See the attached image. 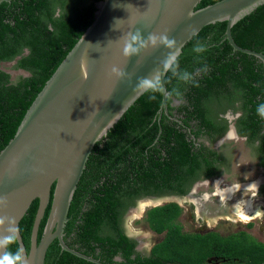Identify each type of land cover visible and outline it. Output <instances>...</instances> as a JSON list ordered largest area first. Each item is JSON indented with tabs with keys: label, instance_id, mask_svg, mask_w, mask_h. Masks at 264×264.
<instances>
[{
	"label": "trees",
	"instance_id": "16d2710c",
	"mask_svg": "<svg viewBox=\"0 0 264 264\" xmlns=\"http://www.w3.org/2000/svg\"><path fill=\"white\" fill-rule=\"evenodd\" d=\"M97 1L9 0L0 4V60L20 53V67L30 73L13 80L17 75L11 78L0 65V151L93 22ZM217 1L202 0L197 8ZM226 26V21H219L203 27L167 71L168 110L173 114L175 109L180 122L165 112L159 117L163 93L148 89L96 142L65 225L64 239L70 247L104 264H264V241L246 230L228 235L214 230L185 231L179 221L183 207L176 201L146 211L149 227L165 233L150 252L137 251L138 241L125 235V215L140 197L185 195L200 178L220 173L225 157L204 143L197 144V139L206 134L214 141L224 134L227 121L219 115L232 101L241 100L247 112L264 120L257 112L264 104L263 63L252 54L234 51L225 39ZM232 34L240 46L264 52V4L238 21ZM13 41L18 43L15 51L10 47ZM197 44L206 50L194 51ZM153 96L156 98L151 99ZM174 97L181 100L178 106L171 105ZM244 118L242 125L248 122ZM247 127H251L252 138L262 140L264 166V133L259 134L251 123ZM38 205L37 198L20 222L27 248ZM18 246V241L9 244L7 251L15 253ZM45 264L98 263L62 249L55 239Z\"/></svg>",
	"mask_w": 264,
	"mask_h": 264
},
{
	"label": "water",
	"instance_id": "95a60500",
	"mask_svg": "<svg viewBox=\"0 0 264 264\" xmlns=\"http://www.w3.org/2000/svg\"><path fill=\"white\" fill-rule=\"evenodd\" d=\"M3 1L9 0H0V4ZM201 1L96 2L93 22L47 80L16 134L0 151V198L3 199L0 217L6 218L0 236L8 235L9 227H18V243L25 249L28 264H45L47 251L55 239L62 249L104 264L66 243L65 225L71 202L96 142L148 90L139 87L142 80L159 76L164 92L158 113L159 117L163 112L168 114L170 91L165 76L169 68L165 69L164 65L170 54L179 52V56L206 25L226 21L225 39L234 51L252 54L264 62V53L240 46L232 34L233 26L263 5L264 0H219L197 8ZM165 35L175 41L173 47L160 41ZM133 36L138 39L133 41ZM150 36L157 37L155 43ZM128 43L136 51L125 55ZM252 182L256 181L238 183L239 189H247ZM233 189L236 190L235 186L228 188L227 196H222L224 200L232 198ZM37 198L39 205L27 248L20 222ZM188 198L195 199L190 194L185 196ZM157 200L158 205L172 201L168 197H152L142 202H152L147 204L151 206ZM50 202L49 215L39 237ZM261 202L264 203L263 199ZM257 209L251 206L247 212L254 215ZM7 248L8 245L0 249V253Z\"/></svg>",
	"mask_w": 264,
	"mask_h": 264
},
{
	"label": "flooded vegetation",
	"instance_id": "af4514ba",
	"mask_svg": "<svg viewBox=\"0 0 264 264\" xmlns=\"http://www.w3.org/2000/svg\"><path fill=\"white\" fill-rule=\"evenodd\" d=\"M259 52H262V51H259ZM264 53V52H262ZM260 59V58H259ZM260 61H262L260 59ZM263 63V68H264V62L262 61ZM181 103V100L177 99V98H173V101L171 102V105L172 106H178L179 104ZM168 114H169V117L171 119H175L177 121H181V119L179 117H181L180 115H178L176 113V110L174 109L173 110V114H171L168 110ZM220 118H224L226 119L227 121V130L224 132L223 135H221L220 137H218L216 140L214 141H211L206 134H202L201 137H198L197 139V144H201V143H204L210 147H212L213 149L217 150L221 155H223L225 157V164H223L221 167H220V173L219 174H216L210 178H200L199 180H197L191 187V189L189 190V192L185 195H181V194H162V195H145V196H142L140 197L139 199H137L136 203L134 205H132L128 211V212H134L136 209H138V213H139V208L140 210L142 211L143 209L141 208V205L140 203H142V201L145 199V198H161V197H168V198H171L172 201H176L179 203V200H182L185 198V196H189L192 195L193 197H197V196H202L204 198H206L205 202H203V204H201V207H204V203H208L210 204V202H214L215 205H212L210 204L211 207L213 206H217L216 207V211L215 212H220V214H224L226 212H230V208H232V203H233V200L235 201V203H238V202H242L243 199V196H246L247 197V194L250 192L248 191L247 189H239L237 190L238 192H236L235 189L232 190V198L230 201H228V206L226 207L227 209L225 210L224 208L222 209V207L227 204V200L225 203H223L221 201V199H223L222 195H221V191L222 190H225V187L224 186H227L229 189H231V187L233 186H228L230 185V181L232 180V177H234L235 174H242L244 173V169H248L249 171L252 169V171L254 170L252 168V164H246L244 167L243 165L240 163L239 165V162H246V161H241L239 160V162H237L238 160H233V158L231 157V154L232 152H230L228 154V152L230 151V147L232 146V141L231 139H229V134H232L235 138H239V140L241 142H243L244 146H247L248 147V150L250 152V156H251V160L249 162H254L255 163V167H257L256 171H257V175L256 173H251V175L257 179H259L258 181H255L258 183V186H259V193H258V196H259V199H263L264 201V189H263V186H264V166L262 164V156H261V153H262V146H263V143H262V140L260 138L258 139H254L251 137V127H247L249 126V124L251 123V125L253 127L256 128L257 132L259 134H263L264 133V120L263 119H260L259 116H255L253 115L252 113H249L246 111V109H244V104L241 100L239 99H236L234 101H232V104L229 105L226 110L224 111V113H220ZM245 117H247V120L248 122H246V125H242L240 124V121ZM259 117V119H257ZM245 119V118H244ZM243 128H246V133H242L241 132V129ZM250 129V131H249ZM193 138L196 139V137L193 135ZM234 138V139H235ZM241 147L243 148V145L241 143ZM223 162V161H222ZM235 162V163H234ZM244 168V169H243ZM243 169V170H242ZM248 170H246L247 172H249ZM236 176V175H235ZM236 178V177H234ZM240 178V177H239ZM210 181V184L211 185H208L207 183H203V181ZM220 180L222 184V187L220 188L217 187L216 188V184L214 183V181H218ZM250 181L247 180L246 181H241L240 183H249ZM226 188V189H228ZM207 190V191H206ZM243 190H247V193H245V195H241L240 193H242L241 191ZM202 192H208V194H205L204 196L202 195ZM236 192V193H235ZM197 193V194H195ZM239 193V194H237ZM200 197V198H202ZM250 199V198H249ZM224 200V199H223ZM248 201V200H247ZM245 201V202H247ZM149 204L152 203V202H149L147 201ZM146 203V204H148ZM217 204V205H216ZM234 204V203H233ZM140 205V206H139ZM146 206V205H145ZM215 209V207H214ZM134 210V211H132ZM207 212V211H206ZM233 212V211H232ZM126 213V214H127ZM136 213V212H134ZM235 213V211L233 212ZM125 218H126V215H125ZM125 221V220H124ZM126 231H127V228H126V224L124 225ZM137 241H138V244H137V251H141V250H144L146 252H148L144 246L142 245V242H141V239L140 238H135ZM150 252V251H149ZM120 258V257H119ZM117 257V259H119Z\"/></svg>",
	"mask_w": 264,
	"mask_h": 264
},
{
	"label": "rangeland",
	"instance_id": "374dc122",
	"mask_svg": "<svg viewBox=\"0 0 264 264\" xmlns=\"http://www.w3.org/2000/svg\"><path fill=\"white\" fill-rule=\"evenodd\" d=\"M17 46H18V43L15 41H13V43L10 44V47L13 51L17 50ZM27 52H28V50L26 49V53ZM19 56H21V54L16 56L15 58H17ZM12 57H14V56H12ZM19 63H20V61H19ZM2 68L4 70H6L3 65H2ZM16 68L18 69L19 72H18V75L13 80L18 78V76H20V75L27 76L30 74L29 72H27L23 68H21L20 65H18ZM3 79L6 80V77H4ZM7 79H9V78L7 77ZM231 140H233L231 143L232 146L230 147V151L228 152V154L230 152H232V154L230 153L231 157L233 158V160H238L237 162H239V160L246 161V162H239V165L241 163L243 165V167L246 164H252L251 166L254 170L252 171V169H251L249 171L248 169H246L249 171V172H247L243 168L244 173H242L241 175L235 174L236 176L234 175V177H236V178L232 177V180L230 181V185H228V186H233V185L235 186L236 184L240 183L242 180L246 181L247 178L250 182L255 181V179H256V181H258L259 179H257L256 177L254 178L251 175V173H254V172L256 173V175L258 173L256 171L257 167H255V163L249 162L251 160V156H250V152L248 150V147L244 146L243 142H241L239 140V138H235V139H231ZM241 143L243 145V148L241 147ZM204 182L207 183L208 185H211L210 181L205 180V181H203V183ZM214 183L216 184V188L219 186L221 188L222 184H223V183H221L220 180H218L217 182L214 181ZM224 187H225V189L228 188L227 186H224ZM236 192H238V191L236 190ZM241 192H242V193H240L241 195H245V193H247V190H243ZM195 194H197V193H195ZM205 194H208V192H202L203 196ZM237 194H239V193H237ZM200 197H202V196H197L195 199L194 198H188V199L184 198L182 200H179L180 205L183 207V214L180 216L179 221L183 224V228L185 231L192 232V233H195V232L204 233V232H207L209 230H214V231H219L224 235H228V234L235 232V231H238V230H246V231L250 232L253 236H255L257 239L264 241V217L252 220L250 222V223H252V225H249L250 223H240V222L234 223V222H232L231 219H229V217H233V218L236 217L235 213H233V212L235 211V208L237 207L238 203H235V201L233 200L234 204L232 203V205H231L232 208L229 209L230 212L220 214V212H218V211L215 212L217 206H213V207L210 206V204L215 205L214 202H210V204L204 203L205 204L204 207H201V204H203V202L206 201L205 199L208 197H206V198H204V197L200 198ZM243 198L248 199V200L252 199L251 200L252 201V207L258 208L257 210L264 212V203H262L261 201L258 200L259 199L258 195L253 197V194L250 191L247 194V197L243 196ZM230 200H227V202H226V200L221 199V201L223 203H225V202L227 203L222 207V209L223 208L225 210L227 209L226 207L228 206V203H229L228 201H230ZM158 201L159 200H157L155 202L156 205H158L160 203ZM161 202H163V201H161ZM144 203L146 204L148 202L144 201ZM242 203H244V202H242ZM162 204H164V203H162ZM146 207L148 210L152 206L146 205ZM214 207H215V209H214ZM146 211L139 210V213L138 212L132 213L131 211L128 212L126 214L125 224H126L127 231L135 232L137 230H142L144 232L151 233L150 241H145V239L142 237L140 239H141L143 246L146 242H148L151 244V248H152V246L155 243L162 240L165 233L158 234L149 227V224L145 218ZM141 216H142V219H137V217H141ZM215 261L218 262L220 260L217 259Z\"/></svg>",
	"mask_w": 264,
	"mask_h": 264
},
{
	"label": "clouds",
	"instance_id": "9594fccd",
	"mask_svg": "<svg viewBox=\"0 0 264 264\" xmlns=\"http://www.w3.org/2000/svg\"><path fill=\"white\" fill-rule=\"evenodd\" d=\"M137 39H138L137 36L132 37L133 41H135ZM149 39L152 40L153 43H155L157 37L150 36ZM159 39L162 43H164L166 46H168L170 48L173 47V45L175 44V41L169 40L166 35L161 36ZM193 50L196 52H204L206 50V48L204 45L197 44L196 46H194ZM134 51H136V49L133 48L131 43L126 44V46L124 48V54L125 55H130ZM178 54H179V52L170 54L168 60L165 62V65H164L165 69L171 68V66L176 62ZM139 87L146 89V90L151 89L153 91H159L161 93L164 92V89H163V86L161 85V81L159 79V76H157L154 80L153 79L142 80ZM155 98H156L155 96L151 97V99H155ZM257 112L262 118H264V104H262L258 107ZM234 138L235 137L232 134H229V139H234ZM239 187H240L239 184L235 185L236 190H239ZM247 190L251 191L253 194V197H255L259 193L258 183L252 182L251 184L248 185ZM258 200L261 201V199H258ZM2 202H3V199L0 198V203H2ZM151 206L152 207H158L159 205H151ZM141 208L144 211L147 210V207L144 205H141ZM239 211H240V208L237 205V213H239ZM261 217H264V212L257 210L255 212V214L252 216H248L247 214H244L243 216L236 215L235 218L229 217V219H231L232 222H234V223L235 222L250 223L252 220L258 219ZM5 219H6L5 217H0V227H2L5 224ZM137 219H142V216L137 217ZM13 223H15V222L13 221ZM7 231H8V235L0 236V249L6 248L7 245L16 243L18 241V237H19V228L18 227H9ZM125 235L128 236V238H130V239L142 237L145 239V241H150V238H151V233L144 232L142 230H137L135 232L126 231ZM144 248L147 251H151V244L146 242L144 244ZM24 252H25V249L22 246H18L15 253H13L11 251H4V252L0 253V264H28V260L25 259V256H24Z\"/></svg>",
	"mask_w": 264,
	"mask_h": 264
},
{
	"label": "bare ground",
	"instance_id": "6f19581e",
	"mask_svg": "<svg viewBox=\"0 0 264 264\" xmlns=\"http://www.w3.org/2000/svg\"><path fill=\"white\" fill-rule=\"evenodd\" d=\"M20 54H16V55H13L14 57H7V58H3L2 60H0V65L4 66V68L6 69L5 70V73H7L8 75H10L11 78L15 77L16 75H18V69L16 68L18 65H20L19 61L21 60V56L15 58L16 56H18ZM226 191H229L228 189L226 190H222L221 191V195L223 197L227 196V192ZM247 201V200H246ZM141 205H147L145 204L144 202L141 204ZM239 208H240V211L239 213H237V207L235 208V216L236 215H241L243 216L244 214H247L248 216H252L251 214H249L247 212V210H249L252 206V201L251 199L248 200L247 202H244L242 203L241 205H238ZM136 212V211H134ZM256 212V211H255ZM255 214V213H254Z\"/></svg>",
	"mask_w": 264,
	"mask_h": 264
}]
</instances>
